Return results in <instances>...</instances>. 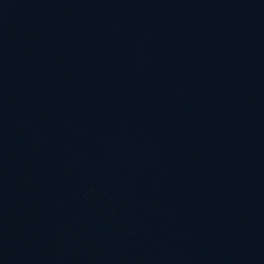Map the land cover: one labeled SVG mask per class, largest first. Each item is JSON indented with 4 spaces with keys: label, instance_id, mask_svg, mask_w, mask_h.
Here are the masks:
<instances>
[{
    "label": "water",
    "instance_id": "water-1",
    "mask_svg": "<svg viewBox=\"0 0 264 264\" xmlns=\"http://www.w3.org/2000/svg\"><path fill=\"white\" fill-rule=\"evenodd\" d=\"M0 264H264V0H0Z\"/></svg>",
    "mask_w": 264,
    "mask_h": 264
}]
</instances>
